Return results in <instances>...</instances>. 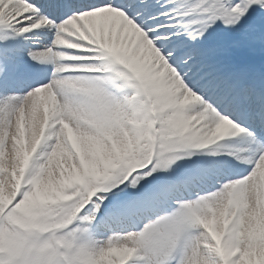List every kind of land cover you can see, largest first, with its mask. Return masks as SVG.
Returning a JSON list of instances; mask_svg holds the SVG:
<instances>
[{
    "label": "snow or ice",
    "instance_id": "obj_1",
    "mask_svg": "<svg viewBox=\"0 0 264 264\" xmlns=\"http://www.w3.org/2000/svg\"><path fill=\"white\" fill-rule=\"evenodd\" d=\"M0 264H264V0H0Z\"/></svg>",
    "mask_w": 264,
    "mask_h": 264
}]
</instances>
